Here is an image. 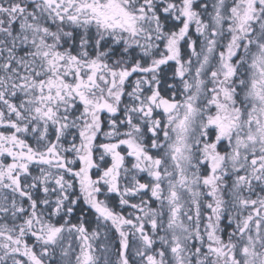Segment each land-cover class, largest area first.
<instances>
[{
	"label": "snow or ice",
	"instance_id": "6c2138e0",
	"mask_svg": "<svg viewBox=\"0 0 264 264\" xmlns=\"http://www.w3.org/2000/svg\"><path fill=\"white\" fill-rule=\"evenodd\" d=\"M0 264H264V0H0Z\"/></svg>",
	"mask_w": 264,
	"mask_h": 264
}]
</instances>
